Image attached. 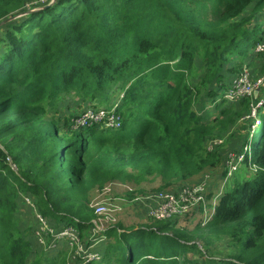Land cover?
Masks as SVG:
<instances>
[{"label":"trees","instance_id":"1","mask_svg":"<svg viewBox=\"0 0 264 264\" xmlns=\"http://www.w3.org/2000/svg\"><path fill=\"white\" fill-rule=\"evenodd\" d=\"M32 1L0 0V22L21 16L0 27V264H31L15 217L22 204L52 231L70 226L83 236L95 219L90 199L108 185L132 188H119L132 200L201 182L211 190L191 217L106 229L102 261L197 264L186 259L191 248L199 254L190 242L226 237L236 248L229 260L201 264H264V92L256 129L235 158L251 176H234L211 204L230 167L215 138L236 101L221 91L263 40L264 0ZM115 90L123 95L116 131L72 130V116L59 112L64 96L109 108ZM255 99L238 102L249 109ZM154 181L155 190L141 188ZM63 253L48 260L43 251L33 264H64Z\"/></svg>","mask_w":264,"mask_h":264},{"label":"rangeland","instance_id":"2","mask_svg":"<svg viewBox=\"0 0 264 264\" xmlns=\"http://www.w3.org/2000/svg\"><path fill=\"white\" fill-rule=\"evenodd\" d=\"M47 3V5L52 4L55 0H34L32 4H42L43 2ZM44 6L38 7L39 10L42 9ZM29 8V7H28ZM21 16H17L19 18ZM264 26V21L260 25V32H262ZM259 29H256L253 33L254 36H258L260 33ZM0 36H2V31L0 30ZM264 41L262 40L261 43ZM264 49V46H259L256 44L254 49L256 54L252 55L250 50V56H244L243 60L245 64L240 65L236 74L230 79H227V82L230 87L224 92L221 91V95L224 94L226 98L232 100L235 98L236 101L233 102L232 106L234 110L232 112V122L227 126V129L223 132H220L216 136V147L217 149L224 154H228L230 160L228 163L229 173L228 177L225 180H220L219 182L216 181L217 185L215 188L218 189L217 193L212 197V202L215 201L216 195H221L225 188L230 187L232 184V179L234 176L239 178H248L251 176V171L246 170L244 165H238L235 162V158L239 157L243 150H245L248 146L246 142L250 140L252 136V132L255 131V127L257 126V120H259L257 116V108L262 106V99L261 94L264 92V53L260 50ZM249 50V48L247 49ZM251 58V59H250ZM229 78V77H228ZM239 95H243L245 97H256L255 101L250 104L249 109H242L240 106V102H238ZM122 93L119 90H115L112 94V101L114 106H110L106 108L105 106H98L102 107L101 109H110L117 107L120 103V97H122ZM64 100L61 103H58L59 112L67 113L65 114V118L72 119L83 109V108H90L92 106H86L88 104H80L79 98L72 96H64ZM90 104V103H89ZM228 104V103H226ZM228 106V105H223ZM254 106V108H251ZM97 108V107H94ZM213 112V107L209 110ZM219 113V112H218ZM216 113L215 115H217ZM57 114V113H56ZM55 114V115H56ZM98 130V127H96ZM78 133V131H74ZM88 135V133L86 132ZM241 158V156L239 157ZM210 176V175H209ZM204 188L201 192V196L203 197L207 192L211 189L207 185V182H204ZM158 185V181H154L152 183L143 184L141 186L142 189L145 191L155 190ZM119 188L128 189L132 191V188L127 187L124 184H112L106 186L103 190L99 192H95L90 199L89 207L93 210V214L95 219L92 220L93 226L83 236H80L77 229H73L72 227H62L57 226V229L52 233L51 228L47 231V235L43 237V240L37 239L36 236L38 235L39 231L37 227H39L37 217L34 215V209L32 212L23 206L18 207L15 217L18 222V227L21 232L24 233V237L26 241H29L32 245L33 254L30 258V263L33 264L40 258V255L43 251H46V258L51 260L52 258L58 255L59 251H64L62 254L65 256V263L64 264H108L102 261L104 248L106 247L107 239L103 232L106 229L111 227L117 226V222L123 223L128 227L137 228V226L143 227L145 224V219L147 214L144 213L139 207V203L137 202L138 198L143 197V195H152L150 193L142 194V195H134L133 200H127L125 196L119 191ZM154 193V192H153ZM146 195V196H148ZM27 204H30L29 201L24 198L23 199ZM200 202V198L195 203L194 206L190 207V210L183 212L181 214H169L168 216H164L165 218L161 220H173L178 219L183 216H193L197 213L196 205ZM97 204L98 206H104L108 208L110 211L106 214L97 215L94 212L93 206ZM210 203H206L204 206L208 208ZM32 206V205H30ZM198 206V205H197ZM120 208V212L116 211ZM116 211V212H115ZM144 215V217L142 216ZM213 213H210L206 220L212 217ZM141 216L142 218H140ZM36 219V220H35ZM179 220V219H178ZM195 219L191 221L188 220V224H193ZM148 221V220H147ZM180 222V220H179ZM31 230V234L29 232ZM66 229L72 230L69 233V237L66 239H59L62 234L66 232ZM94 237L100 239V245L97 249L93 248V246H89L91 239ZM59 239V240H58ZM70 239V240H69ZM31 240V241H30ZM71 241V242H70ZM189 245H195L199 254L195 253V249L191 248L192 250L187 254L186 259L188 261H194L197 264H201L204 260L216 259V260H229L228 256L234 253L236 248L234 247L233 243H231L230 239L228 238H221L219 241L216 239H211V241L207 244L206 242L202 241L201 239H194ZM49 247V248H48ZM82 250V252H80ZM89 255L92 257L89 259L87 258ZM94 260L93 262H91ZM206 264V262H205Z\"/></svg>","mask_w":264,"mask_h":264},{"label":"built area","instance_id":"3","mask_svg":"<svg viewBox=\"0 0 264 264\" xmlns=\"http://www.w3.org/2000/svg\"><path fill=\"white\" fill-rule=\"evenodd\" d=\"M263 41H264V34H263ZM257 45L259 50V46L263 47L264 42ZM260 51L264 53L263 48ZM112 107L110 109H105V108L101 109L102 107L83 108L73 119H71V124H70L71 129L85 130L96 127L104 131H116L120 129L121 117L117 113V107L115 108ZM204 185L205 184L201 182L196 184L195 186L186 187L182 191L180 190L181 192L179 191L176 193L167 191V192H159V193H150L152 195L146 194L148 196L143 195V197L138 198L137 202L140 204L139 207L142 211L145 209L144 211H146L147 216L151 218H155L157 220H161L166 216H168L169 214H181L183 212H186L187 210H190V207L194 206L199 198H200V202L197 205L198 206H200L201 204L203 205L205 197L201 196V192L203 191ZM197 205L196 208H198ZM93 208H94V212L97 215L106 214L110 211L108 208L104 206H98L97 204H95ZM203 209H204V214L202 218L206 219V217L210 215L211 211H206L205 206H203ZM116 211L120 212V208H118ZM36 217L39 224L38 227L39 233L36 236V238L44 242L42 233L47 234L49 227L45 219L39 216ZM195 218L196 217H194L193 219ZM51 232L53 233L54 231L51 230ZM68 232H72V230L66 229V232L60 236V239H66V237H69ZM92 241L95 243L101 242L99 238L94 239V237L92 238ZM80 252H82V250H80ZM91 257L92 256L89 255L87 258L90 259ZM93 261L94 260H92L91 262Z\"/></svg>","mask_w":264,"mask_h":264},{"label":"water","instance_id":"4","mask_svg":"<svg viewBox=\"0 0 264 264\" xmlns=\"http://www.w3.org/2000/svg\"><path fill=\"white\" fill-rule=\"evenodd\" d=\"M26 14V13H25ZM25 14H21V15H25ZM16 17H12V18H8L2 22H0V27L3 26L5 23L14 20ZM255 96V95H254Z\"/></svg>","mask_w":264,"mask_h":264},{"label":"clouds","instance_id":"5","mask_svg":"<svg viewBox=\"0 0 264 264\" xmlns=\"http://www.w3.org/2000/svg\"><path fill=\"white\" fill-rule=\"evenodd\" d=\"M59 240V239H58Z\"/></svg>","mask_w":264,"mask_h":264}]
</instances>
